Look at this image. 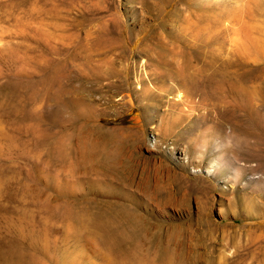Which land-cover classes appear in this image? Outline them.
<instances>
[{"label": "rangeland", "instance_id": "1", "mask_svg": "<svg viewBox=\"0 0 264 264\" xmlns=\"http://www.w3.org/2000/svg\"><path fill=\"white\" fill-rule=\"evenodd\" d=\"M0 264H264V0H0Z\"/></svg>", "mask_w": 264, "mask_h": 264}, {"label": "bare ground", "instance_id": "2", "mask_svg": "<svg viewBox=\"0 0 264 264\" xmlns=\"http://www.w3.org/2000/svg\"><path fill=\"white\" fill-rule=\"evenodd\" d=\"M202 77H203V76H202ZM217 101H218L219 103H221V104H222V103H226V100H224L223 98H220V99H218ZM223 106H224V105H223Z\"/></svg>", "mask_w": 264, "mask_h": 264}]
</instances>
